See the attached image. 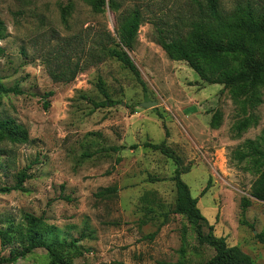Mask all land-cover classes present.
<instances>
[{
    "label": "rangeland",
    "instance_id": "374dc122",
    "mask_svg": "<svg viewBox=\"0 0 264 264\" xmlns=\"http://www.w3.org/2000/svg\"><path fill=\"white\" fill-rule=\"evenodd\" d=\"M95 11L88 0H0V79L21 94L0 95V120L12 118L27 130L23 143L0 142V187H11L22 169L25 191L0 192V264H48L37 248L16 259L11 250L26 244L24 213L42 217L48 239L66 246L59 252L71 264H198L214 250L199 244L194 225L174 212L176 164L145 142L166 146L188 171L181 174L206 220L203 231L237 246L252 264H264V244L255 234L264 226V202L250 198L256 178L248 160H238L246 139L264 132L262 102L243 109L229 87L199 78L183 60L171 59L158 44L187 40L195 24L212 23L206 0H112ZM249 3L264 13V0H216L221 20ZM139 10L141 24L131 48L145 88L97 43L116 47L124 19ZM113 38L108 42L107 37ZM78 63L69 82L53 79ZM112 106L93 109L83 99ZM52 91L50 97L44 93ZM44 101L48 106L44 108ZM155 101L145 108L141 102ZM220 112L219 125L210 121ZM250 117L239 133L235 124ZM167 132V134L165 133ZM121 147L117 151L110 147ZM104 188L114 192L99 195ZM205 191L202 193V190ZM68 199V200H67Z\"/></svg>",
    "mask_w": 264,
    "mask_h": 264
},
{
    "label": "trees",
    "instance_id": "16d2710c",
    "mask_svg": "<svg viewBox=\"0 0 264 264\" xmlns=\"http://www.w3.org/2000/svg\"><path fill=\"white\" fill-rule=\"evenodd\" d=\"M212 23L205 29L202 24H195L194 32L187 39H168L160 31L158 44L165 53L174 60H183L197 73L199 78L210 84H222L223 87L231 89L233 97L238 100L243 109L254 108L262 102L261 88L264 87V13L258 14L248 2L238 6L227 18L221 20L216 0H206ZM95 11L103 10L107 5L115 10L116 5L112 0H88ZM139 10L135 9L127 16L121 28L118 30L119 44L112 47L109 44L97 43L99 51L109 57H114L126 67L135 77L137 82L145 88V83L140 76L137 66L131 57L123 49H130L138 28L141 24ZM5 31V26L0 21V39ZM108 42L113 38L107 37ZM79 71L78 63L67 68L62 76L51 73L53 79L69 82L73 80ZM96 88L104 96V100L95 101L83 96L82 98L92 104L93 109L104 106H112L115 101L111 100L101 81H98ZM21 94L17 86H6L0 79V95ZM52 91L44 93V97H50ZM44 108L48 101H44ZM220 122V112L217 110L211 117L210 124L216 128ZM251 122L250 117L239 120L234 128L237 133L247 128ZM167 134V132H165ZM23 143L27 141V130L16 123L12 118L0 120V142ZM145 147L158 150L162 154L173 159L176 164L172 180L175 186L174 212L185 217L191 222L197 234L199 244H205L214 250V254L204 262L198 264H252L248 255L242 253L237 246H228L223 237H216L212 233V225H208L207 232L203 231L206 223L205 218L197 207V198L192 197L187 184L181 179V174L188 170L180 167V161L169 152L165 140L159 143L145 142ZM243 150H236L235 156L238 160H248V169L256 175L251 183L248 196L240 198V208L246 209L250 205V198L264 202V132L255 139H246L243 142ZM121 147L114 146L107 150L117 151ZM30 177L27 169H22L16 176V182L11 187H0V192L9 190L25 191L23 183ZM114 188H104L99 195L114 192ZM205 188L202 190V193ZM68 200V199H67ZM24 220L27 224L25 230L26 244L20 251L11 250L12 259L24 255L37 248H44L50 256L48 264H71L63 259L59 250L66 246L65 243L56 239H48L49 228L42 217L31 213H24ZM10 227L1 232L2 240H5ZM256 239L264 244L263 229L255 234Z\"/></svg>",
    "mask_w": 264,
    "mask_h": 264
},
{
    "label": "water",
    "instance_id": "95a60500",
    "mask_svg": "<svg viewBox=\"0 0 264 264\" xmlns=\"http://www.w3.org/2000/svg\"><path fill=\"white\" fill-rule=\"evenodd\" d=\"M156 102L155 101H145V102H141V106L148 108V107H155L156 106Z\"/></svg>",
    "mask_w": 264,
    "mask_h": 264
}]
</instances>
